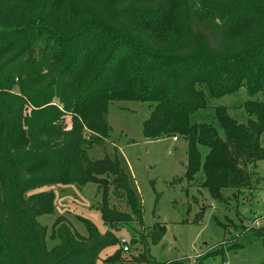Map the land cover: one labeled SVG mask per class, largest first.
<instances>
[{
  "label": "trees",
  "instance_id": "16d2710c",
  "mask_svg": "<svg viewBox=\"0 0 264 264\" xmlns=\"http://www.w3.org/2000/svg\"><path fill=\"white\" fill-rule=\"evenodd\" d=\"M187 1L0 0V120L8 119L0 151L11 165L10 202H0V264H96L103 249L119 243L114 231L121 225L144 224L121 158L87 154L88 142H100L111 131L105 116L111 101L147 103L144 138L182 137L185 179L192 182L202 172V185L214 200L225 199L223 190L257 186L251 169L264 159V102L244 103L247 120L239 123L227 108L210 107L208 98L242 88L251 97L264 91V0H199L204 11ZM199 12L213 18H198ZM55 69L62 70L54 75ZM48 80L41 90L28 85ZM7 91L21 97L14 102L4 97ZM54 100L74 116L69 132L61 131L63 112L48 106ZM27 104L33 123L24 116ZM25 135L28 141H21ZM57 184L97 185L109 231L101 235L81 218L86 238L61 217L51 234L58 244L48 249L47 226L39 218L53 213L54 194L40 192L34 201L27 195ZM111 187L128 212L110 207ZM154 229L152 241L165 227ZM245 231L234 240L250 231L264 235V228ZM123 253L119 248L105 261L122 262ZM226 255L219 247L194 261L163 264L217 258L225 264ZM134 260L149 261L145 253Z\"/></svg>",
  "mask_w": 264,
  "mask_h": 264
},
{
  "label": "rangeland",
  "instance_id": "374dc122",
  "mask_svg": "<svg viewBox=\"0 0 264 264\" xmlns=\"http://www.w3.org/2000/svg\"><path fill=\"white\" fill-rule=\"evenodd\" d=\"M194 4L204 11L199 0H194ZM187 5L193 8L192 1L188 0ZM198 14H195L198 18H213L201 12ZM10 56L11 54L6 55L2 59L3 62ZM61 70L55 69L53 74L57 75ZM49 80L28 85L41 90ZM3 95L14 102L21 97L10 91ZM249 100L264 102V91L251 97L246 89L242 88L232 95L208 98V103L210 107L227 108L230 117L239 123H245L247 117L242 106ZM48 106L63 112L61 131L65 133L72 130L73 114L65 112L57 100ZM32 111L33 108L27 104L24 116L27 119L31 118L30 122L33 123ZM150 112L151 107L147 103L111 101L105 113L106 121L111 128L108 137L100 142L87 143L89 158L118 156L124 162L131 184L142 204L144 221L143 225L133 222L129 226L121 225L114 231V236L119 243L103 249L96 264H112L105 260L113 256L117 249L123 248L120 243L122 240L127 241L130 249L123 253L122 262L113 264H163L187 258L194 261L198 256L219 247L227 249L225 264L263 262L264 235L263 238L257 237V234L250 231L240 236L239 240L234 239L248 228H264V159L256 163V168L251 169V172L255 174L254 180H259L257 186L253 182L250 190H223L225 199L222 202L214 200L202 185L204 181L202 172L198 173L192 182L185 179L187 143L182 137H177L176 141L175 137H164L159 140L144 138L143 123L149 118ZM0 114L4 117L2 113ZM47 116H50V112L42 115V117ZM6 120L8 119L0 120V134H2L0 137L6 130ZM23 131L27 134L29 126L24 124ZM87 134L90 132L87 131ZM24 140L28 141L27 135L21 138V141ZM260 144L264 147V134ZM204 152L206 151H203V154ZM10 184L11 165L1 150L0 202L5 204L10 202ZM40 192L54 194L53 213L39 218V222L47 226L48 249L58 244V240L52 239L51 234L57 219L61 217L67 219L73 230L86 238L88 229L80 221L81 218L95 226L101 235L109 231L108 225L102 220L100 211L102 194L97 185L87 184L83 187L74 184L48 185L29 191L27 196L34 201ZM108 195L110 207H115L121 212H128L125 201L113 194L112 187ZM160 225L164 226L165 230L160 238L152 241L154 228ZM156 233L160 234L159 230L156 229ZM132 239H136L137 244L130 246ZM236 243L241 247L231 249L230 247H234ZM140 253H145L149 261L144 263L135 261L134 257ZM208 264H221V260L219 258L210 260Z\"/></svg>",
  "mask_w": 264,
  "mask_h": 264
},
{
  "label": "built area",
  "instance_id": "2783aa9c",
  "mask_svg": "<svg viewBox=\"0 0 264 264\" xmlns=\"http://www.w3.org/2000/svg\"><path fill=\"white\" fill-rule=\"evenodd\" d=\"M174 140L176 141L177 138L175 137ZM120 243H121V245L123 247L124 252H128L129 251V246L127 245V241L126 240H122Z\"/></svg>",
  "mask_w": 264,
  "mask_h": 264
}]
</instances>
